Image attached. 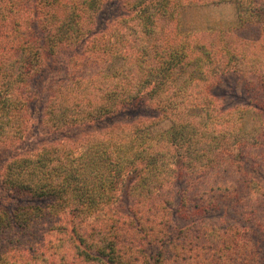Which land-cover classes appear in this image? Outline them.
<instances>
[{"label": "trees", "instance_id": "trees-1", "mask_svg": "<svg viewBox=\"0 0 264 264\" xmlns=\"http://www.w3.org/2000/svg\"><path fill=\"white\" fill-rule=\"evenodd\" d=\"M108 1L0 0V147L22 151L4 166L2 183L33 201L13 212L0 206V264H70L66 247L85 264H248V233L205 218L246 190L244 213L264 206V191L253 199L241 166L264 160V143L245 146L243 108L217 107L212 89L231 72L264 89V0H126L132 16L112 40L94 30ZM229 2L237 27L181 31L184 9ZM85 41L67 79L50 90L43 124L54 132L92 125L147 96L170 116L171 131L153 137L139 120L78 143L24 149L45 58ZM190 67L199 74L182 89L178 79ZM208 173L230 181L215 185ZM184 180L174 209L172 186Z\"/></svg>", "mask_w": 264, "mask_h": 264}, {"label": "rangeland", "instance_id": "rangeland-1", "mask_svg": "<svg viewBox=\"0 0 264 264\" xmlns=\"http://www.w3.org/2000/svg\"><path fill=\"white\" fill-rule=\"evenodd\" d=\"M126 2V0H110L102 6L94 26L97 34L102 33L104 39L110 40L117 37L116 29L120 27L121 21H130L132 16L130 9L125 6ZM237 26V7L231 2L211 6H190L183 10L181 16V31L184 33L224 32ZM119 32L120 30H118ZM120 34H123V32H120ZM88 44L89 42L85 41L77 48H62L57 54L48 55L45 58L44 71L34 83L35 98L31 105L30 123L24 149L39 148L60 141L78 143L79 140L90 133L104 131L118 124L128 125V123L138 122L139 120H143L151 128L149 133L153 137L172 130L174 124L170 116L160 113L150 103L151 101L147 96L132 103V105L124 106L117 115L92 125L76 126L63 132H54L43 124V109L48 101L47 97L50 90L67 79L69 76L67 66L70 58L75 54H82ZM197 74H199L198 70L195 67H190L180 76L177 86L182 89L191 88ZM212 94L217 97V107L222 109L243 108L240 114L242 117L240 134L242 135L241 141H244L245 146H253L258 139L264 143V89L261 85L255 82L251 76L247 78L242 75L237 76L231 72L223 76L220 83L215 84ZM21 154V148L0 147V206L11 212L20 205L33 203L31 199H18L9 195L3 188L2 174L4 166L11 158ZM262 163H264V160L256 164L254 161L247 159L241 165L245 171L244 173L249 174L252 178V181H250L253 183L250 186L251 195L254 196L253 199L256 198L255 196L258 193L264 191V164ZM208 174L211 176L210 181L215 185H223L230 181L229 175L223 178V176L219 177L214 173ZM191 178H196V176L187 178L188 181ZM186 182L187 180L177 181L172 186L173 196L175 197L174 209L178 206L179 195L186 187ZM242 197H245L243 201H247L249 192L246 190L239 197L233 196L221 199L218 211L206 217L205 220L208 223L226 220L230 224L244 229L248 233L244 238L246 249L249 251L248 264H264V206L262 205L258 212L253 215L244 213L242 208L244 205H242V202L240 203ZM43 204H46V202ZM123 204L125 205V199ZM119 207L125 208L123 206ZM127 207L128 203L124 209L125 211ZM89 222H94V219L89 220ZM184 224L180 220H174L173 222L174 227H181ZM2 240V237H0V241ZM2 246L5 248L6 243ZM66 251L70 264H85L72 249L66 247Z\"/></svg>", "mask_w": 264, "mask_h": 264}]
</instances>
